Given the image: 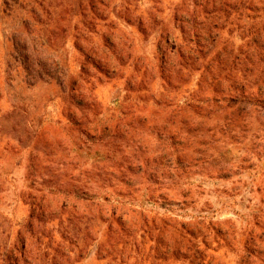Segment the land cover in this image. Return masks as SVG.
<instances>
[{
	"label": "rangeland",
	"instance_id": "374dc122",
	"mask_svg": "<svg viewBox=\"0 0 264 264\" xmlns=\"http://www.w3.org/2000/svg\"><path fill=\"white\" fill-rule=\"evenodd\" d=\"M0 264H264V0H0Z\"/></svg>",
	"mask_w": 264,
	"mask_h": 264
},
{
	"label": "trees",
	"instance_id": "16d2710c",
	"mask_svg": "<svg viewBox=\"0 0 264 264\" xmlns=\"http://www.w3.org/2000/svg\"><path fill=\"white\" fill-rule=\"evenodd\" d=\"M184 29H183V27H182V32L184 33V35H185V31H183ZM174 45H176V46H174V48H176V47H179V45L175 42V44Z\"/></svg>",
	"mask_w": 264,
	"mask_h": 264
}]
</instances>
